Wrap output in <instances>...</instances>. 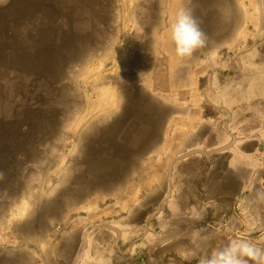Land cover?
<instances>
[{
    "label": "crops",
    "instance_id": "crops-1",
    "mask_svg": "<svg viewBox=\"0 0 264 264\" xmlns=\"http://www.w3.org/2000/svg\"><path fill=\"white\" fill-rule=\"evenodd\" d=\"M55 5L38 36L12 29L42 6L0 14V226L20 244L0 264H105L108 237L264 247V0H81L65 19ZM81 7L132 29L92 50ZM181 10L204 41L189 57L172 39Z\"/></svg>",
    "mask_w": 264,
    "mask_h": 264
},
{
    "label": "rangeland",
    "instance_id": "rangeland-1",
    "mask_svg": "<svg viewBox=\"0 0 264 264\" xmlns=\"http://www.w3.org/2000/svg\"><path fill=\"white\" fill-rule=\"evenodd\" d=\"M13 0H0V14L4 11V6L8 5ZM27 3L33 8L31 13L35 10L36 7L39 5L42 6L37 10V14H33L30 16L24 17V19L18 22L14 26L13 32H18L27 36L31 32V36H38L45 31L48 24L42 23V19H47L50 17L52 13V17L54 18V2L56 5L61 6V9H58L57 16L59 19H65L67 14L65 7L74 5L77 7L81 0H26ZM42 3V4H41ZM55 5V6H56ZM241 10H236V20L240 18L243 19V13ZM100 10L98 8H93L91 10H86L81 8L75 9V17L76 23L74 24V34L80 40L83 36H93L94 40H92V44L95 48L92 50H98V48L104 47L109 43L107 40L101 39V36H116L117 33L127 32L129 33L132 29L130 25H115L114 23L106 24L104 21L100 22V19H95L99 15ZM239 12V13H238ZM91 13V17L90 16ZM80 14V15H79ZM85 14V18L81 17ZM64 15V16H63ZM80 16V18H79ZM240 16V18H238ZM23 17V15H22ZM41 19V20H40ZM109 20V19H107ZM39 21V22H38ZM54 22V19H53ZM54 26V23H53ZM64 27H66L64 25ZM236 31L239 28L235 25ZM28 33V34H27ZM0 29V35H1ZM49 34V33H48ZM50 35V34H49ZM29 36V35H28ZM80 37V38H79ZM77 41V39H76ZM81 42V40H80ZM242 47L241 46H238ZM255 48H263L264 49V42H259ZM58 53L64 52L66 50H59ZM258 92L254 95L256 97H263V91L257 90ZM260 92V93H259ZM263 123V128L260 131V137L264 140V119L261 121ZM262 126L259 125L258 120L251 121V130L255 131L258 130ZM11 221V220H9ZM7 221L6 224L0 226V250H14L19 247V240L18 235L16 234L11 222ZM183 236V243L181 248H173V244L171 247L168 248L166 243L162 240V237H156L146 239L144 238L136 248L126 247V248H116L113 244L112 239L110 237L107 238L106 244L107 249L105 251L106 263L105 264H167L168 260H171L172 264H178L177 261L186 262V264H201V261L210 257L216 248H211L207 250L204 245L210 242L211 234L200 233L199 235L202 236V239L199 243V247L192 246L190 243V236L189 234H181ZM257 234H251L252 238ZM261 239L264 235L260 236ZM168 237V236H167ZM260 240V239H259ZM255 241H258L257 239ZM220 249V248H219ZM180 251V252H179ZM174 253H177L175 255ZM195 258V259H193Z\"/></svg>",
    "mask_w": 264,
    "mask_h": 264
},
{
    "label": "clouds",
    "instance_id": "clouds-1",
    "mask_svg": "<svg viewBox=\"0 0 264 264\" xmlns=\"http://www.w3.org/2000/svg\"><path fill=\"white\" fill-rule=\"evenodd\" d=\"M172 39L176 54L180 57L191 56L204 41L195 20L185 10L178 14L176 23L172 26ZM257 202H264V188L255 195ZM201 264H264V247L242 235L229 240L220 249L214 250L210 257Z\"/></svg>",
    "mask_w": 264,
    "mask_h": 264
},
{
    "label": "bare ground",
    "instance_id": "bare-ground-1",
    "mask_svg": "<svg viewBox=\"0 0 264 264\" xmlns=\"http://www.w3.org/2000/svg\"><path fill=\"white\" fill-rule=\"evenodd\" d=\"M58 14V13H57ZM64 16V15H63ZM19 21V20H18ZM39 22V21H38ZM16 23V22H15ZM52 55V54H51ZM7 58V57H6Z\"/></svg>",
    "mask_w": 264,
    "mask_h": 264
}]
</instances>
